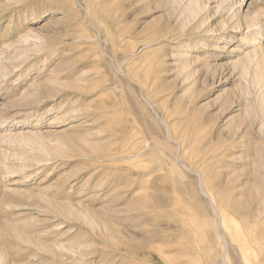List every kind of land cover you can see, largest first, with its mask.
Segmentation results:
<instances>
[{
    "label": "rangeland",
    "instance_id": "rangeland-1",
    "mask_svg": "<svg viewBox=\"0 0 264 264\" xmlns=\"http://www.w3.org/2000/svg\"><path fill=\"white\" fill-rule=\"evenodd\" d=\"M235 228L264 264V0H0V264H247Z\"/></svg>",
    "mask_w": 264,
    "mask_h": 264
},
{
    "label": "bare ground",
    "instance_id": "bare-ground-1",
    "mask_svg": "<svg viewBox=\"0 0 264 264\" xmlns=\"http://www.w3.org/2000/svg\"><path fill=\"white\" fill-rule=\"evenodd\" d=\"M228 0H224V3L225 2H227ZM223 212H224V210H223ZM223 218V217H222ZM224 225H225V223H224ZM228 226V225H227ZM232 226V225H231ZM226 229V228H225ZM227 232H229V230L227 231ZM233 239H234V241L235 242H237V244L239 243V246H240V252H242V257H243V259H245V261H246V263L247 264H252L251 262H253V259L254 258H258V256H257V254H256V252H257V250L256 249H259L260 247H261V244H259L258 242H257V244H256V249L254 250V249H252L249 245H248V243L247 242H245V241H243V237H242V235L240 234V230H237V228H235V230H233ZM231 234V233H230ZM247 235V234H246ZM230 237H232V236H230ZM257 237V236H256ZM250 239H251V237H250ZM257 241H258V239H257ZM251 242V241H250ZM261 242H262V240H261ZM263 242H264V240H263ZM255 243V242H254ZM263 246V245H262ZM262 248V247H261ZM259 255V254H258ZM263 264V263H262Z\"/></svg>",
    "mask_w": 264,
    "mask_h": 264
}]
</instances>
